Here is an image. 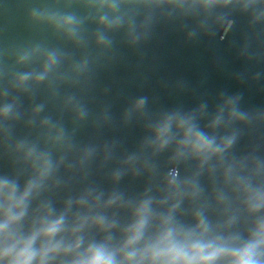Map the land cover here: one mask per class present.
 Returning a JSON list of instances; mask_svg holds the SVG:
<instances>
[{
  "label": "water",
  "instance_id": "obj_1",
  "mask_svg": "<svg viewBox=\"0 0 264 264\" xmlns=\"http://www.w3.org/2000/svg\"><path fill=\"white\" fill-rule=\"evenodd\" d=\"M258 191L264 0H0V264H232Z\"/></svg>",
  "mask_w": 264,
  "mask_h": 264
},
{
  "label": "snow or ice",
  "instance_id": "obj_2",
  "mask_svg": "<svg viewBox=\"0 0 264 264\" xmlns=\"http://www.w3.org/2000/svg\"><path fill=\"white\" fill-rule=\"evenodd\" d=\"M259 197V208L264 207V191L255 192ZM50 232L55 231V227L49 229ZM145 230L138 231L141 235ZM264 246V217L258 219L252 231V238L241 246L234 247L236 258L232 264H258L257 250ZM204 264H225L216 254H209L208 252L201 253ZM85 264H112L111 258L107 254L106 248L97 242L92 243L89 254L85 256Z\"/></svg>",
  "mask_w": 264,
  "mask_h": 264
}]
</instances>
